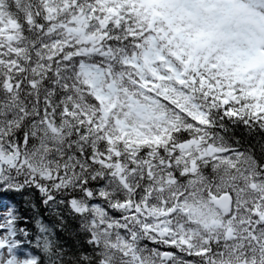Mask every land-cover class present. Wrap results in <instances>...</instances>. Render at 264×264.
<instances>
[{
	"label": "snow or ice",
	"instance_id": "6c2138e0",
	"mask_svg": "<svg viewBox=\"0 0 264 264\" xmlns=\"http://www.w3.org/2000/svg\"><path fill=\"white\" fill-rule=\"evenodd\" d=\"M0 264H264V0H0Z\"/></svg>",
	"mask_w": 264,
	"mask_h": 264
}]
</instances>
